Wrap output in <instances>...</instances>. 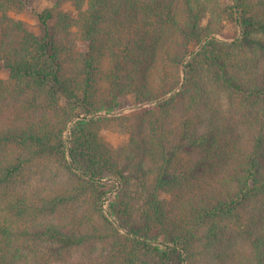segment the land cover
<instances>
[{
    "label": "trees",
    "instance_id": "trees-1",
    "mask_svg": "<svg viewBox=\"0 0 264 264\" xmlns=\"http://www.w3.org/2000/svg\"><path fill=\"white\" fill-rule=\"evenodd\" d=\"M64 1L0 0V264H264V0Z\"/></svg>",
    "mask_w": 264,
    "mask_h": 264
},
{
    "label": "rangeland",
    "instance_id": "rangeland-1",
    "mask_svg": "<svg viewBox=\"0 0 264 264\" xmlns=\"http://www.w3.org/2000/svg\"><path fill=\"white\" fill-rule=\"evenodd\" d=\"M222 3L225 2L222 1ZM48 10L52 11L53 14H57V13L69 14L72 11V5L70 2L64 0H26L24 9L22 10L12 9L8 11V16L15 21L22 22L23 24H25L28 31L37 35L40 33L39 21L37 15ZM49 23L51 24L52 21ZM203 25H205V21L203 22ZM219 29H220L219 33L215 37L222 42L229 43L240 38L239 28L234 27L229 21L225 19L222 20ZM197 50H198V46H195L193 48V52H196ZM8 76H9L8 71H6L4 68L0 66V79L4 80L8 78ZM178 90L174 91V93L178 92ZM131 100L132 99H130V101ZM138 108H140V106H130L129 108H126L122 112L113 116L115 117L132 116L133 114H135ZM108 117H112V116H108ZM100 134L103 137V139L113 147L121 146L122 144L125 143V141L128 138V134L125 126L124 127L123 125L121 126L120 123L116 121L115 118L110 119L109 124L101 129ZM56 166L57 165L55 163H48V164L39 163L38 167L39 170L42 171V176H43V175H48L51 170H54L56 168Z\"/></svg>",
    "mask_w": 264,
    "mask_h": 264
}]
</instances>
